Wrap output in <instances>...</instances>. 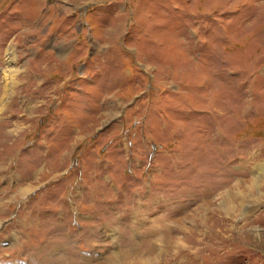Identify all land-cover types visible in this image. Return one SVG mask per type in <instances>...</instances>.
Segmentation results:
<instances>
[{"label":"rangeland","instance_id":"obj_1","mask_svg":"<svg viewBox=\"0 0 264 264\" xmlns=\"http://www.w3.org/2000/svg\"><path fill=\"white\" fill-rule=\"evenodd\" d=\"M0 264H264V0H0Z\"/></svg>","mask_w":264,"mask_h":264}]
</instances>
